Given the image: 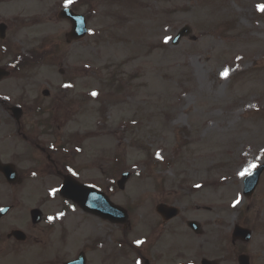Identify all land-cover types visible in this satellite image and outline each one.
<instances>
[{"label":"rangeland","instance_id":"obj_1","mask_svg":"<svg viewBox=\"0 0 264 264\" xmlns=\"http://www.w3.org/2000/svg\"><path fill=\"white\" fill-rule=\"evenodd\" d=\"M65 5L87 16L88 34L71 44L69 23L57 17ZM259 5L264 0L0 3L8 48L27 53L52 39L40 64L15 68L13 53L0 46V64L12 69L0 83V153L23 177L16 187L0 184V205H12L0 264H62L80 250L86 264H200L203 257L237 264L240 250L264 264V172L252 196L242 193L243 178L264 161ZM184 25L195 40L172 44ZM15 104L23 107L19 124L8 110ZM24 136L106 192L128 222L113 224L63 200L61 178ZM123 171L131 177L120 191ZM159 202L178 206L180 215L163 223L154 211ZM32 207L48 223L32 227ZM187 219L203 233L188 229ZM235 224L252 231L248 242L232 243ZM13 227L27 240L8 241Z\"/></svg>","mask_w":264,"mask_h":264},{"label":"water","instance_id":"obj_2","mask_svg":"<svg viewBox=\"0 0 264 264\" xmlns=\"http://www.w3.org/2000/svg\"><path fill=\"white\" fill-rule=\"evenodd\" d=\"M63 15V14H62ZM66 18H69L72 22V30L68 34V36L72 39H78L81 38L86 33V24L85 19L81 15H76L72 13L70 10H66ZM1 30V26H0ZM191 32V29L188 25H185L177 34L175 39L173 40V43L176 44L179 39L182 36H187ZM0 36H4L0 32ZM192 39H195V37H192ZM8 72L4 71L3 69H0V77L7 75ZM43 94L48 95L47 91H44ZM17 110V109H16ZM19 116V115H18ZM264 169V164L259 166L254 172H252L250 175H248L244 180V194L246 196H250L259 180V176L261 172ZM4 173L6 175V178L10 180V182H16L17 181V175L16 173L10 168L8 165H4ZM129 177V173H124L122 175V178L118 181V186L120 188L124 187V183ZM16 180V181H15ZM60 194L65 197L72 199L74 202H76L79 206H81L84 210L88 212H92L95 214H99L102 217L108 218L112 221L121 222L126 219V213L121 208L113 205L108 198L100 191L96 190L95 188L80 184L70 177H66L63 184L61 185L59 189ZM9 207H6L2 209V212H7ZM156 210L158 213H160L165 220L174 217L177 215L178 210L173 207H169L164 204H159L156 207ZM31 216L33 222H38L40 220V212L36 209L31 211ZM188 225L194 229L196 232L200 231V225L195 221L188 222ZM13 235L18 240H24L25 235L22 231L19 230H13L10 234V236ZM251 232L248 229L241 228L239 226H236L233 231V238H241L244 241H248L250 239ZM85 263V257L84 254L81 253L79 257L72 261L65 264H84ZM203 264H212L211 261H208L204 259L202 261ZM239 264H249L248 263V257L245 255H241L239 258Z\"/></svg>","mask_w":264,"mask_h":264},{"label":"flooded vegetation","instance_id":"obj_3","mask_svg":"<svg viewBox=\"0 0 264 264\" xmlns=\"http://www.w3.org/2000/svg\"><path fill=\"white\" fill-rule=\"evenodd\" d=\"M4 1H6V0H0V3L4 2ZM40 1H42V0H40ZM3 102H4V101H2V99L0 98V105H1V107H3ZM19 131L21 132V127H19V129H18V132H19ZM1 134H2V131L0 132V135H1ZM18 134H19V133H18ZM31 136H32V135H31ZM31 136L28 137V143H31V140H30V139H31ZM0 143H1V141H0ZM58 144H60V143H56L55 146H51V147H55V149H58V146H59ZM35 147H37V149H39V150L42 152L43 156L46 158L47 162L50 164V167L53 168L54 171H55L58 175L61 176V178H62V176H63L64 174L68 173V172L64 169L66 163H64V165H60L59 162H58L56 159H54V158L51 157V153H50V152H47L46 148H45V147H42L40 144H35ZM0 161L4 162V159H3L1 153H0ZM59 166H61L62 170L59 168ZM0 184H2V185L4 184V176H3L1 173H0ZM43 222H45L44 218H43V220H42L41 223H43ZM38 225H39V224H38ZM38 225H31V226L35 228V227H37ZM3 228H4V218H3V217H0V241L2 240L1 235H2V233H3ZM9 240H10V239H9ZM242 252H243V251L237 253L236 256H237L238 254L242 253ZM236 260H237V258H236ZM249 260H250V263H252V258H251L250 255H249Z\"/></svg>","mask_w":264,"mask_h":264},{"label":"snow or ice","instance_id":"obj_4","mask_svg":"<svg viewBox=\"0 0 264 264\" xmlns=\"http://www.w3.org/2000/svg\"><path fill=\"white\" fill-rule=\"evenodd\" d=\"M67 3H72V0H67ZM258 10H264V5H259L258 6ZM168 38H166L167 40ZM223 75H226V73H224ZM97 93L93 92L92 95L95 96ZM241 175H244V173H240ZM49 219L51 220L52 218L49 217ZM139 243V242H138ZM137 264H139V262H137Z\"/></svg>","mask_w":264,"mask_h":264}]
</instances>
